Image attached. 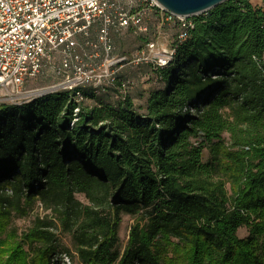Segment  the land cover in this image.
<instances>
[{
  "label": "trees",
  "instance_id": "obj_1",
  "mask_svg": "<svg viewBox=\"0 0 264 264\" xmlns=\"http://www.w3.org/2000/svg\"><path fill=\"white\" fill-rule=\"evenodd\" d=\"M263 3L190 16L141 110L114 87L73 121L64 90L0 103V264H264Z\"/></svg>",
  "mask_w": 264,
  "mask_h": 264
},
{
  "label": "built area",
  "instance_id": "obj_2",
  "mask_svg": "<svg viewBox=\"0 0 264 264\" xmlns=\"http://www.w3.org/2000/svg\"><path fill=\"white\" fill-rule=\"evenodd\" d=\"M151 12L179 20L178 40L187 37L191 23L156 0H0V91L15 104L61 90L76 103L85 98L84 88L123 91L126 82L118 76L127 58L115 54L114 35L145 33ZM47 69L57 82L26 87ZM52 261L74 264L66 252L53 254Z\"/></svg>",
  "mask_w": 264,
  "mask_h": 264
},
{
  "label": "rangeland",
  "instance_id": "obj_3",
  "mask_svg": "<svg viewBox=\"0 0 264 264\" xmlns=\"http://www.w3.org/2000/svg\"><path fill=\"white\" fill-rule=\"evenodd\" d=\"M259 0H252L256 5ZM264 9V3L261 5ZM185 22H192L190 17H186ZM147 31L140 34L124 32L120 35H114L115 54L125 55L126 63L119 69V79L126 82V88L122 91L118 88L110 89L108 93L102 94V99L108 103H117L122 95H125L132 103L142 109L148 93L160 83V69L164 67L175 55V46L178 40V33L181 29L179 20L165 21L156 12H151L147 17ZM59 80V77L47 69L39 74L35 79L29 80L28 88L44 87L53 84ZM8 101L0 91V102ZM92 97L86 96L79 101L80 106L91 104ZM72 109V114L75 113ZM76 197L82 201V195ZM49 212L41 206L36 205L25 217L13 218V224L18 231H23L35 215L43 217ZM132 223V217L124 214L120 222L118 236L119 243L124 245L127 240L128 228ZM244 227L239 228L238 234L244 235ZM61 241L65 245L70 244V238L67 234L61 235ZM75 263L78 264L77 260Z\"/></svg>",
  "mask_w": 264,
  "mask_h": 264
},
{
  "label": "water",
  "instance_id": "obj_4",
  "mask_svg": "<svg viewBox=\"0 0 264 264\" xmlns=\"http://www.w3.org/2000/svg\"><path fill=\"white\" fill-rule=\"evenodd\" d=\"M156 1L168 12H170L176 16L183 17L185 19L186 17H190L193 15L204 14L210 8H212V7L218 5V4H220L226 0H156ZM179 24H180V21H179ZM180 26H181V24H180ZM181 29H182V26H181ZM181 29H180V31H181ZM180 31H179V33H180ZM28 83H30V82L29 81L26 82V87H27ZM64 91H66V90H64ZM37 98H39V97H37ZM34 99H36V98H34ZM34 99H32V100H34ZM32 100H30V101H32ZM30 101H26V102H22V103H27ZM0 103L15 104V103H12L10 101H3ZM22 103H20V104H22ZM15 105H19V104H15ZM78 106H79V103H76L75 107H78ZM73 120H75V119H72V121Z\"/></svg>",
  "mask_w": 264,
  "mask_h": 264
}]
</instances>
